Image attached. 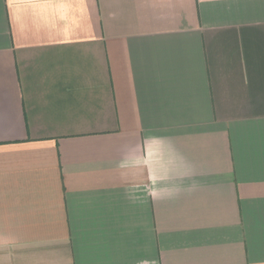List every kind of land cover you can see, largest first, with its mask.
<instances>
[{
	"label": "crops",
	"instance_id": "0c3cea01",
	"mask_svg": "<svg viewBox=\"0 0 264 264\" xmlns=\"http://www.w3.org/2000/svg\"><path fill=\"white\" fill-rule=\"evenodd\" d=\"M0 264H264V0H0Z\"/></svg>",
	"mask_w": 264,
	"mask_h": 264
}]
</instances>
